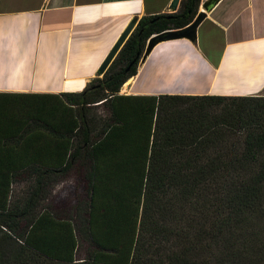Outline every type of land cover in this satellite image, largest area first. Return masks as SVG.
<instances>
[{
  "label": "trees",
  "instance_id": "1",
  "mask_svg": "<svg viewBox=\"0 0 264 264\" xmlns=\"http://www.w3.org/2000/svg\"><path fill=\"white\" fill-rule=\"evenodd\" d=\"M201 2L141 18L82 92L0 93V264H264V95H120ZM71 173L85 197L39 210Z\"/></svg>",
  "mask_w": 264,
  "mask_h": 264
},
{
  "label": "crops",
  "instance_id": "2",
  "mask_svg": "<svg viewBox=\"0 0 264 264\" xmlns=\"http://www.w3.org/2000/svg\"><path fill=\"white\" fill-rule=\"evenodd\" d=\"M173 1L0 0V93L82 92L103 78L101 65L132 21L175 13ZM210 1L202 0L199 12ZM205 13L195 40L161 42L141 59L124 94H263L264 0H220ZM157 78L186 86L165 89L153 84Z\"/></svg>",
  "mask_w": 264,
  "mask_h": 264
},
{
  "label": "rangeland",
  "instance_id": "3",
  "mask_svg": "<svg viewBox=\"0 0 264 264\" xmlns=\"http://www.w3.org/2000/svg\"><path fill=\"white\" fill-rule=\"evenodd\" d=\"M201 35H202L201 41H202V44L204 46L205 42L206 41L208 42V36L206 34H204V32H202ZM146 48H147V46H146ZM171 50H172V48H171ZM145 51H146V49H145ZM174 51H175V49H174ZM143 56H144V54H143ZM143 56L141 59H143ZM140 62H142V61L140 60ZM157 79H158V81H157L158 83L153 82V84H158V86L160 85L161 87H164L165 89H170V88L178 89V88H182V87L186 86V84L184 82H178L177 79H174V78H172V79L169 78V79H165V80L160 79V78H157ZM147 82L149 83L148 80H147ZM150 84H152V83H150ZM120 93H123L120 95H127V94H124L126 92L123 91V87H122ZM261 95H264V93ZM105 110H106L105 107L95 108L94 113L96 115H98V114L102 115L101 112L103 114H105L103 112ZM29 185H30V181H25V182L23 181V182L15 183L13 185V199L12 200L14 202H20V201L25 200V196L30 189ZM46 191H47V193H46L47 197L42 199L39 210L44 209V207H48V208H51L52 210H54L55 212L63 213L67 208H70V207L76 205L77 199L79 197L82 199H83V197H85L84 187L80 184L79 180L77 179V176H75L74 173L69 174L65 178H61L60 180H57L52 185L47 184ZM4 229L6 230V228H4ZM78 256H79V258H83V256H84L81 249L79 250Z\"/></svg>",
  "mask_w": 264,
  "mask_h": 264
},
{
  "label": "water",
  "instance_id": "4",
  "mask_svg": "<svg viewBox=\"0 0 264 264\" xmlns=\"http://www.w3.org/2000/svg\"><path fill=\"white\" fill-rule=\"evenodd\" d=\"M219 1L220 0H211L210 2L206 3L203 6L204 11L199 12L196 18L194 19V21L186 28L178 29V30H169L161 34H157L154 37H151L147 43V48L144 53L142 61L143 60L145 61L147 57L152 53L153 49L161 42L177 40L182 38L195 40L196 29L206 17L205 11L209 10L212 4H216ZM179 4H180V0H174L171 5V9L176 12L178 10ZM137 22L138 20L134 19L132 23L127 27V29L123 32V34L119 37L114 47L112 48V50L104 60L103 64L101 65L99 73L101 74L105 73L108 70V68L111 66V64L114 62V60L116 59V57L118 56V54L120 53L126 42L128 41L129 37L135 30L136 24L138 25Z\"/></svg>",
  "mask_w": 264,
  "mask_h": 264
},
{
  "label": "bare ground",
  "instance_id": "5",
  "mask_svg": "<svg viewBox=\"0 0 264 264\" xmlns=\"http://www.w3.org/2000/svg\"><path fill=\"white\" fill-rule=\"evenodd\" d=\"M131 82H132L131 79H129V80L124 84V88H123L124 91H127V90H128V88H129Z\"/></svg>",
  "mask_w": 264,
  "mask_h": 264
}]
</instances>
